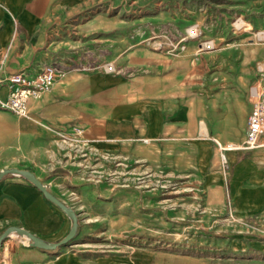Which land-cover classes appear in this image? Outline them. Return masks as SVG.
<instances>
[{
	"label": "crops",
	"instance_id": "1",
	"mask_svg": "<svg viewBox=\"0 0 264 264\" xmlns=\"http://www.w3.org/2000/svg\"><path fill=\"white\" fill-rule=\"evenodd\" d=\"M246 5L0 0V103L8 99L11 75L58 68L54 87L30 100L27 116L0 108V173L32 172L79 220L74 242L56 251L10 233L1 264H220L209 252H152L144 242L107 253L92 248L103 235L145 234L154 205L149 192L110 177L106 157L128 159L138 174H172L182 186L179 200L201 222L196 228L214 234L207 242L227 243L234 254L229 261L236 253L264 255V147L233 148L246 138L250 89L260 79L254 65L264 62V44L218 48L229 39L235 6ZM192 26L200 35L175 52L172 42ZM199 37L214 47L200 49ZM105 54L128 73L83 67L87 58ZM78 129L93 152L87 161L61 147V137ZM10 227L57 243L72 221L26 178L10 174L0 181V236ZM235 262L264 264V257Z\"/></svg>",
	"mask_w": 264,
	"mask_h": 264
},
{
	"label": "rangeland",
	"instance_id": "2",
	"mask_svg": "<svg viewBox=\"0 0 264 264\" xmlns=\"http://www.w3.org/2000/svg\"><path fill=\"white\" fill-rule=\"evenodd\" d=\"M238 10V7L235 6V11L231 16L229 24L231 30L229 39L223 42L221 46H218V48H238L239 46L249 45L253 42L264 44V39L259 36V33L264 32V0H247L245 9ZM240 21H244L246 25L240 27ZM181 33L177 41L172 42L171 47L173 49L176 47V44L178 45L180 42L181 46L186 48L187 44L193 38L192 35H200L201 32L199 27L192 26ZM208 43L209 41L201 40L200 37L197 39V44L200 49L204 50V45ZM178 52L181 53L182 51ZM106 56L105 54L89 57L86 59V64H84L83 67L88 71L92 70L93 67L99 65L101 62L109 61ZM258 65L264 66V62L254 65L256 74ZM112 170L116 171L114 174L115 176L127 178L130 182L129 187L149 192L152 198V204L154 205L149 207L151 213L150 226L145 234L133 233L112 238L103 235L102 237L92 240L96 245H91L97 246L92 248H96L100 253L109 252L113 249V246L127 244L137 247V245H141L142 242H144L145 245L150 247L152 252L164 251L185 254H190L191 252L197 253L198 251L204 253L209 252L218 259L220 264H228V262L235 264V261H239L240 259H259L260 257H264V255H257L252 251H248L241 254L236 253L234 258L236 260L229 261L230 257H234V254L228 249L227 243L225 244L219 241L212 244L210 241V243L207 242L206 238L214 237V234L202 232L204 230L198 231L196 225L200 226L201 222H199L197 217L190 216V214L187 213L186 208L188 207L185 206L186 202H181L179 200L178 197H181L183 192L182 186L176 182L172 174L162 169H152L144 174H138L132 165L126 168L111 166V171ZM141 180L144 181L141 182ZM180 210H183V214L179 212ZM200 229H202V227L199 228V230ZM7 240H11L10 237ZM7 240L5 241L6 243ZM7 244L10 243L8 242ZM210 244H212L211 247ZM191 246H194V249H191Z\"/></svg>",
	"mask_w": 264,
	"mask_h": 264
},
{
	"label": "built area",
	"instance_id": "3",
	"mask_svg": "<svg viewBox=\"0 0 264 264\" xmlns=\"http://www.w3.org/2000/svg\"><path fill=\"white\" fill-rule=\"evenodd\" d=\"M184 46H181V42L173 49L175 52L183 51ZM92 70H98L104 73L110 74H127L129 69L119 66L113 60L101 62L99 65L93 67ZM58 68L56 64L46 65L37 74L29 75L24 72L13 74L8 79L9 84V96L5 102L0 103V108L8 110L19 116L28 115V104L30 100H41L46 94H48L54 87L57 81ZM258 72L260 79L251 86L250 89V101L253 109L249 117L247 134L244 142L239 146H233L234 149L251 151L264 147L262 141V135L264 134V66L258 65ZM61 147L69 148V156L78 160H89L92 150L87 146L84 139V132L82 129H78L72 136L61 137ZM109 160L110 166L126 168L130 165L128 159H119L106 157ZM116 171L110 172V177H114ZM144 180H141L143 182ZM121 186L129 187L130 182L127 178L122 177ZM27 242L29 245L30 243ZM5 248V242L3 243ZM0 250V252L2 251ZM8 249V247L6 248ZM3 253L5 251H2ZM2 253V254H3ZM0 264L4 255H1Z\"/></svg>",
	"mask_w": 264,
	"mask_h": 264
},
{
	"label": "water",
	"instance_id": "4",
	"mask_svg": "<svg viewBox=\"0 0 264 264\" xmlns=\"http://www.w3.org/2000/svg\"><path fill=\"white\" fill-rule=\"evenodd\" d=\"M10 174H18L26 178L30 183L36 186L45 196L47 200L51 203L58 206L62 209L71 219L72 221V228L70 233L60 242L57 243H48L43 239L37 237L36 235L32 234L31 232L24 230L19 227H10L8 228L1 236H0V250L2 249L3 243L10 237L11 232H15L19 234L20 237L27 239L31 246H35L37 248L56 251L60 247L67 246L74 242V239L77 235L78 227H79V220L76 213L70 207L63 204L60 200H58L55 196H53L47 189V187L43 184L41 180H39L32 172L29 171H21V170H5L0 173V181L7 175Z\"/></svg>",
	"mask_w": 264,
	"mask_h": 264
},
{
	"label": "bare ground",
	"instance_id": "5",
	"mask_svg": "<svg viewBox=\"0 0 264 264\" xmlns=\"http://www.w3.org/2000/svg\"><path fill=\"white\" fill-rule=\"evenodd\" d=\"M243 25H246V23H245L244 21H240L239 26L241 27V26H243ZM259 36H260L262 39H264V32L259 33ZM204 47H205V49H206V48H212V47H214V45H213L212 43H208V44L204 45ZM11 233H12V232H11Z\"/></svg>",
	"mask_w": 264,
	"mask_h": 264
}]
</instances>
